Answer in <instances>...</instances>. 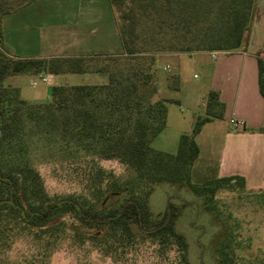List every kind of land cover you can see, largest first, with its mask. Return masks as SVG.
Listing matches in <instances>:
<instances>
[{"label":"trees","instance_id":"trees-1","mask_svg":"<svg viewBox=\"0 0 264 264\" xmlns=\"http://www.w3.org/2000/svg\"><path fill=\"white\" fill-rule=\"evenodd\" d=\"M110 1L120 9L134 0ZM135 2L142 13L147 8L160 21L157 27L181 34V40L173 36L177 42L167 50L198 52L239 49L250 29L255 0ZM14 9L0 2V264H47L67 238L88 242L110 258L149 243L160 255L175 250L178 264H188L187 243L175 229L177 207L168 202L163 213L152 216L146 188L156 183L186 184L213 197L219 189L234 191L237 185L244 193V179L239 176L214 177L198 188L191 181L199 155L195 137L203 125L223 117L218 94L208 93L204 115L195 119L191 133L180 135L175 154L155 150L150 144L166 125L167 103L175 101L157 98L156 59L137 48L138 11L133 20L119 26L122 51L116 55L18 58L3 51L2 19ZM200 26H206L205 35L193 47ZM256 63L264 102V52L256 53ZM84 73L104 76L106 82L53 86L50 100L43 103H27L20 99L18 88L4 85L14 75ZM170 80L169 89L178 92V79L175 86L169 85ZM260 131L264 134V127ZM111 160L131 172V180L119 185L118 177L98 165ZM41 164H65L87 174V181L93 175L106 182L99 183L103 188L96 198L50 196L36 169ZM23 242L36 253L14 257Z\"/></svg>","mask_w":264,"mask_h":264},{"label":"rangeland","instance_id":"rangeland-1","mask_svg":"<svg viewBox=\"0 0 264 264\" xmlns=\"http://www.w3.org/2000/svg\"><path fill=\"white\" fill-rule=\"evenodd\" d=\"M25 1L27 0H0L3 5L16 7L14 10L22 7ZM64 1H47L49 4L58 5V10L53 8V19L48 12L36 18L38 12L36 5L22 7L14 15L7 17L3 51L18 58L34 57L37 54L67 58L79 51L74 48L75 45L82 47L80 38H95L98 34L88 32L89 28L85 26H99L93 22L98 14L95 12L85 14L84 5L80 4L74 9L62 8ZM115 10L119 26L129 23L133 13L138 11L137 14L135 13L137 16L134 26L136 33L139 34L136 41L137 48L146 49L145 55H153L156 59L157 98L177 99L175 102L167 103L166 125L150 144L155 150L175 154L180 135L191 133L195 119L198 115H204L206 101L203 105V99L206 97L205 84L209 73L204 66L206 62L209 64L212 62V54L167 50L169 46H175L177 41L174 37L182 39L181 34L177 32L174 35L167 27L166 29L157 27L160 21L156 20L147 8L142 13L135 0ZM85 15L87 20L84 21ZM123 15H126L127 19L123 18ZM162 24L169 26V23ZM52 25L53 29L39 27ZM205 27L197 28L198 32L195 35L197 40L192 43L193 47L197 45L198 39L202 40L204 37ZM168 31L171 33H166ZM19 36L22 40H19ZM51 36H53V52L47 50L48 47L37 50L28 46L35 43L38 38L45 40ZM111 47L112 54L94 55L111 51L107 48V50H96L98 53L93 52L94 54L90 56L102 58L121 53L120 38H117ZM96 65L97 63L92 61V67ZM84 74H63L56 77L49 74H21L8 77L4 85L18 88L20 99L27 103H43L50 100V90L53 86L99 85L106 82V78L99 74ZM168 78L171 79L169 85L172 86L177 84L178 79V92L169 89ZM217 124L227 126L222 122ZM207 128L210 127L204 129L198 142L201 147L211 142L216 147L218 141L210 139ZM98 165L105 173L111 172L114 177H118L119 185L131 180V172L126 171L117 161H99ZM36 169L43 179L45 191L50 196L82 194L88 198H96L100 195L99 189L103 188L101 186L106 182V180L101 181L102 178H94L93 175L91 181H87V174L83 173V175L80 170L65 164H41ZM215 174V162L197 160L193 167L192 184L198 188L205 180L216 177ZM100 182L101 186H98ZM89 185L92 188H86ZM146 189L150 190L147 206L152 216L163 213L168 202L177 207L175 229L184 236L187 243L188 264H264L262 191L243 193L236 185L234 191L219 189L213 197H209L210 195L186 184L156 183ZM35 253L27 243L23 242L14 257L30 256ZM47 264H178V260L175 250L160 255L156 247L149 243L137 244L130 250H124L123 253L118 252L116 258H110L103 256L88 242L82 243L76 238H67L54 249Z\"/></svg>","mask_w":264,"mask_h":264},{"label":"crops","instance_id":"crops-1","mask_svg":"<svg viewBox=\"0 0 264 264\" xmlns=\"http://www.w3.org/2000/svg\"><path fill=\"white\" fill-rule=\"evenodd\" d=\"M47 1L29 0L22 7L36 5L38 10L37 15H35L36 18L48 12L53 19V8L58 10V5L49 4ZM79 4L84 5L85 14L89 12L98 14L93 22L99 26H85L89 28L88 32H96L98 35L93 39L89 38L90 40L80 38L82 47L75 45L74 48L79 51L71 57L90 56L94 54L93 52L98 53L96 50H107V48L111 51L99 55L112 54L111 46L117 38H120L119 25L116 20V7L110 0H65L62 4L64 7H61L74 9ZM22 7H18L17 10L11 11L3 17V45H5L6 39L5 19L14 15ZM86 17L87 15H85L84 21L87 20ZM39 27L53 29V25ZM72 27L76 28L78 26ZM19 40H22L21 36H19ZM28 46L37 50L48 47L47 50L53 52V36L45 40L44 38L42 40L38 38L35 43L28 44ZM257 52H264V0H255L250 29L245 34L243 44L239 49L235 51L196 52L212 54L213 58L210 64L206 62L204 66L209 73L205 84L206 97L203 99V105L209 92L217 93L218 101L224 105L223 117L213 119L203 125L200 133L195 137L199 147L197 160L215 162L216 177H242L245 191L249 192L262 191L264 188V134L260 131L264 127V102L258 92L257 85ZM42 56L44 55L37 54L34 57L27 58H50V56L53 58V55ZM84 75L90 76L93 74ZM163 99L177 101V99L171 97ZM230 119L241 120L243 126L232 127L229 124ZM219 122L226 123L227 126L217 124ZM207 126L210 127L207 128L209 129L207 132L210 139L218 141L216 147L213 146L212 142L201 147L198 142Z\"/></svg>","mask_w":264,"mask_h":264},{"label":"built area","instance_id":"built-area-1","mask_svg":"<svg viewBox=\"0 0 264 264\" xmlns=\"http://www.w3.org/2000/svg\"><path fill=\"white\" fill-rule=\"evenodd\" d=\"M229 124L232 127H234V128L242 127L243 126V122L241 120H237V119H230L229 120Z\"/></svg>","mask_w":264,"mask_h":264}]
</instances>
